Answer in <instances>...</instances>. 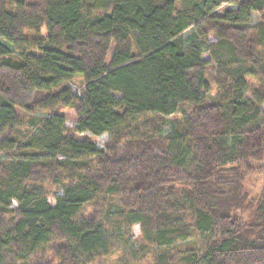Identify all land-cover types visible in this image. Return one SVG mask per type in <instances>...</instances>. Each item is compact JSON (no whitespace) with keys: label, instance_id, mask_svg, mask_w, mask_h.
I'll list each match as a JSON object with an SVG mask.
<instances>
[{"label":"trees","instance_id":"trees-1","mask_svg":"<svg viewBox=\"0 0 264 264\" xmlns=\"http://www.w3.org/2000/svg\"><path fill=\"white\" fill-rule=\"evenodd\" d=\"M222 3L0 0V264H107L134 225L129 264H264V0Z\"/></svg>","mask_w":264,"mask_h":264},{"label":"rangeland","instance_id":"rangeland-1","mask_svg":"<svg viewBox=\"0 0 264 264\" xmlns=\"http://www.w3.org/2000/svg\"><path fill=\"white\" fill-rule=\"evenodd\" d=\"M243 1L244 0H236V2L238 4H241ZM238 4L235 5V4H231V3H222L220 8L217 10V14L222 16L226 10L236 9L238 7ZM249 21H250V23L255 24V23L260 22L261 19H260L257 12L252 11L250 14V17H249ZM208 39L214 40L211 35L209 36ZM214 74H215V70H214L213 66H211L207 72V78H208V81L210 83V91L206 94V101L207 102L215 100V98L217 96V92H216L215 86L213 84ZM79 84H80L79 80L67 83V85L69 86V88L73 92L79 91ZM260 108H261V111L263 114L264 104L261 105ZM190 109H192L191 106L183 105L180 113L182 112V110L189 111ZM59 112H65L66 113V121H65L66 126L73 128L75 126V124H74V115H73L72 111L69 110V108L62 107L59 109ZM180 113H178L172 117L167 118L166 123L163 127L164 133L169 131V128H170V122L169 121L171 119L179 118ZM30 117L41 120L45 117V114L31 112V113H29L28 116L25 117V121L29 122ZM108 139H109V136L106 133L102 134L99 137L94 138L96 145L100 148L105 147ZM9 156H11L9 153H0V161H2L3 159H6ZM242 182L244 184L245 190L249 194V197H251L254 201L257 200L259 195L261 194V190H262L263 185H264V165H262L261 171H251V172L246 173ZM47 188L49 190H51V192H53L55 187L47 185ZM58 195H61V191H59V190H58L57 196ZM55 198H56L55 196H49L48 200L52 205L55 203ZM248 212L249 211L244 212V218L245 219L248 218ZM127 238H128V240L125 244L119 245V246H113V248L111 249L112 250L111 254L108 257L100 258V260H102V261L105 260V262L107 264H129L131 262V254L133 251H135L137 249V247L139 246V241L141 239L140 228L138 225H134L132 227V231Z\"/></svg>","mask_w":264,"mask_h":264}]
</instances>
